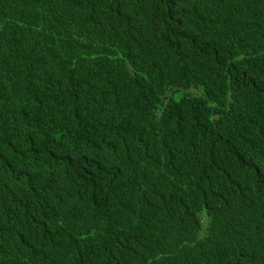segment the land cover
Wrapping results in <instances>:
<instances>
[{"label": "trees", "instance_id": "16d2710c", "mask_svg": "<svg viewBox=\"0 0 264 264\" xmlns=\"http://www.w3.org/2000/svg\"><path fill=\"white\" fill-rule=\"evenodd\" d=\"M0 264H264V0H0Z\"/></svg>", "mask_w": 264, "mask_h": 264}]
</instances>
